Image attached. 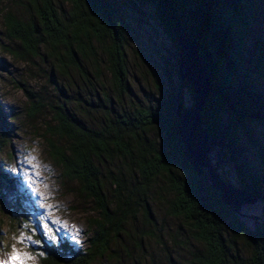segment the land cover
I'll list each match as a JSON object with an SVG mask.
<instances>
[{"label": "trees", "instance_id": "obj_1", "mask_svg": "<svg viewBox=\"0 0 264 264\" xmlns=\"http://www.w3.org/2000/svg\"><path fill=\"white\" fill-rule=\"evenodd\" d=\"M141 1L151 5L154 18L164 26L178 52L177 26L194 40L210 85V95L200 112L202 128L211 150L228 153L240 180L239 188L261 201L260 223L245 227L223 204L220 194L210 188L206 170L197 176L184 159L182 145L172 129L173 110L175 99L183 107L181 87L185 86L191 97L193 93L186 80H179L177 91L160 93L148 109L138 108L130 115L112 113V107L105 109L98 128L87 126L64 107L53 109L54 124L48 132L55 140H47L49 155L60 166L62 175L78 184L96 216L87 222L90 234L83 254L75 253L65 259V252L73 254L71 248L62 243L58 247L46 245L47 256L41 260L44 264H90L112 250L111 244L117 241L126 221L135 220L137 213L150 225L148 189L156 177L164 176L170 195L166 214L188 222L192 238L202 247L189 253V264H264V189L238 139L241 132L250 142L254 140L249 122L264 127V89L251 78L254 73L264 83V46L249 51L243 40L248 28L249 0ZM36 15L41 44L49 48L59 73H74L85 82V63L89 62L97 74V46L115 96L122 97L127 92L125 26L114 0H59L58 5L52 0H41ZM7 23L18 32L12 19L8 18ZM18 39L31 41L20 31ZM95 97L101 105L97 91ZM37 105L34 101L31 107L35 110ZM1 142L0 139V151ZM113 161L126 167L115 174L108 173L114 194L110 206L95 162ZM11 181L0 170V183L10 185ZM237 242L244 244L246 254L238 250Z\"/></svg>", "mask_w": 264, "mask_h": 264}, {"label": "rangeland", "instance_id": "obj_2", "mask_svg": "<svg viewBox=\"0 0 264 264\" xmlns=\"http://www.w3.org/2000/svg\"><path fill=\"white\" fill-rule=\"evenodd\" d=\"M114 1L125 26L128 90L122 97L112 90L97 46L99 71L95 74L93 65L85 63V82L74 73L64 76L55 69L52 53L41 44L36 15L41 0H0V170L12 179L10 185L0 183V264H5L13 252L31 259L11 264H44L41 259L47 256L46 245L58 247L62 243L71 248L73 254L65 252V259L83 254L87 248V222L96 212L78 184L62 175L47 149V140H55L48 132L54 124L55 107H64L87 126L98 128L105 109L112 107V113L130 115L135 109L153 106L160 93L179 89L178 51L164 26L154 18L151 5L141 0ZM52 2L59 4V0ZM248 4V28L243 40L249 51H255L264 46V0H249ZM8 18L18 25V32L8 25ZM19 31L31 41H20ZM251 78L261 83L263 91L264 83L254 73ZM96 91L103 105L96 103ZM180 94L183 108H190L192 97L185 86ZM34 101L38 104L35 110L31 107ZM248 126L254 140L250 142L239 132V144L264 189V127L256 122ZM208 158L225 182L239 188L240 180L227 152L210 148ZM95 163L102 176L104 197L111 206L114 194L108 173L115 174L126 166L119 161ZM167 188L164 176L156 177L148 189L150 225L137 213L135 220L126 221L117 241L111 244L112 250L90 264H189V253L202 247L192 238L188 222L166 214L170 197ZM260 206L257 198L243 208L245 227L260 223ZM236 245L240 252L247 253L243 243Z\"/></svg>", "mask_w": 264, "mask_h": 264}, {"label": "water", "instance_id": "obj_3", "mask_svg": "<svg viewBox=\"0 0 264 264\" xmlns=\"http://www.w3.org/2000/svg\"><path fill=\"white\" fill-rule=\"evenodd\" d=\"M175 36L179 46L176 61L178 79L188 82L193 97L192 106L187 109L175 99L173 110L175 122L172 127L174 136L180 141L182 155L194 173L200 176L201 170H206V181L210 188L220 194L223 204L230 213L243 222L245 218L243 208L253 204L257 198L249 195L243 188L224 183L210 163L208 158L210 144L200 118L205 100L210 95V85L194 40L183 34L179 26L176 27Z\"/></svg>", "mask_w": 264, "mask_h": 264}, {"label": "snow or ice", "instance_id": "obj_4", "mask_svg": "<svg viewBox=\"0 0 264 264\" xmlns=\"http://www.w3.org/2000/svg\"><path fill=\"white\" fill-rule=\"evenodd\" d=\"M45 227H47V225H45ZM49 232H51L50 229ZM52 238L54 239L55 237ZM24 239H28V238H24ZM36 243H39V241H37ZM24 259H31V257L27 255L22 256L19 252H13V254L9 257V260L6 261L5 264H11L12 261H18V260L22 262Z\"/></svg>", "mask_w": 264, "mask_h": 264}]
</instances>
